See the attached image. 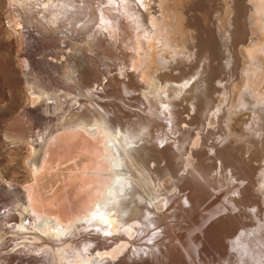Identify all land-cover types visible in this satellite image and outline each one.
I'll return each instance as SVG.
<instances>
[{"label":"rangeland","instance_id":"rangeland-1","mask_svg":"<svg viewBox=\"0 0 264 264\" xmlns=\"http://www.w3.org/2000/svg\"><path fill=\"white\" fill-rule=\"evenodd\" d=\"M90 1L89 6L87 2ZM116 2L80 0L78 3L73 0L75 6L80 5L81 12L91 10L92 5L96 12L109 8V12L121 16L113 23L106 19L97 25V22L93 26L86 24L88 29L84 25L81 30L88 32L85 36V33L79 34L82 32L80 24H76L77 31H67L70 32L67 35L51 29L41 18L43 23L37 11H32V15L21 6L16 7L13 0H0V264H84L96 254L105 264H264L263 4H258L257 0H226L227 3L225 0H183L178 10L173 11L169 0ZM129 8L132 12L128 10L127 13ZM106 14L102 11L99 15L104 17ZM136 15L138 19H134ZM94 18L98 20L97 16ZM127 26L131 27V33ZM61 38L65 40L62 42ZM80 39L88 45L80 43ZM73 43L77 46L75 53L67 48ZM157 60L161 70L167 65V69H172L174 65L172 73L182 81L190 78L199 82L190 95L192 98H182L180 103L185 111L183 117L188 118L185 119L187 126H184L190 127L187 128L192 134L190 139L194 137L195 140L189 139L188 144L185 142L187 145L180 143L181 148L186 146L180 162L194 168L184 169L186 173L183 174L175 170L176 166L167 158L159 160V167L153 166L159 171L152 176L158 177L156 192L163 188L164 193H157L161 196L167 191V198L160 197L166 199L161 209L152 205L151 212L137 216L133 222L135 235L132 233L131 236L128 231L122 238H117L120 232L112 231L111 226L110 230L106 224L95 226L94 222L75 229V223L80 225L76 220L104 197L106 188L114 185L116 177L113 169L110 170L112 166L102 140L103 133L96 140L89 135L90 131L82 128L60 130V125L64 121L77 127L92 124L91 108L109 113L113 122V117L121 114L126 106L120 100L124 96L128 97L129 109L153 123L160 149L171 151L172 133L167 128L172 123L171 117L160 105L156 113L142 94L141 82L147 83L145 76L152 74ZM162 62L167 64L162 66ZM68 63L78 67V72L82 71L85 76L82 87L73 86L72 93L63 75ZM157 67L154 69L159 70L160 66ZM209 69L212 70L210 76ZM118 79L130 87H116L114 81ZM34 81L35 88L41 86L36 91L47 90L56 95L42 99L32 89ZM252 92H255V98L260 95L257 101L262 100L257 103L251 98ZM195 102L198 111L190 104ZM193 116L196 118L191 125ZM48 135L53 137L47 150L49 162L34 171V163L40 158L36 150L41 139ZM196 140L200 145L189 148ZM199 165L203 166L201 172L195 168ZM158 182L162 188H157ZM23 190H32L41 212L45 209L44 213L56 215L71 225L70 240L53 242L51 253L43 248L45 243L40 240L37 243L41 244L35 248L22 249L26 235L18 234L12 228L22 220L20 191ZM145 213L150 219L144 218Z\"/></svg>","mask_w":264,"mask_h":264},{"label":"bare ground","instance_id":"bare-ground-1","mask_svg":"<svg viewBox=\"0 0 264 264\" xmlns=\"http://www.w3.org/2000/svg\"><path fill=\"white\" fill-rule=\"evenodd\" d=\"M16 7L21 6V8H23L24 11L29 12L30 14H32V11H37V13L39 14V18L44 19V21L46 20L47 24L49 25V27L53 30L59 31V32H64L65 34L68 35L67 31H71V30H76V24H80V30L82 28H84V25L86 26V24H90V25H94L96 22V25L99 22H103V21H107L106 19H111L112 23L115 22L116 18H120L121 16H117L114 13L109 12L110 9H100L98 10V12L94 11L93 6L91 5V10L89 9V11H85L84 9H81L83 12H81L78 6H75L73 3V0H45V1H37V2H32L30 0H13ZM80 0H78L79 3ZM89 1V0H88ZM103 1V0H102ZM105 3L108 2V0H104ZM118 1V0H117ZM128 4H131V0H128ZM137 1V0H136ZM147 1V0H146ZM183 0H169L170 6L173 11H177L178 6H180ZM258 4L261 3L263 4L264 7V0H257ZM83 2V1H82ZM85 2V1H84ZM116 2V0H114V3ZM143 2V1H142ZM161 2V1H160ZM168 2V0H167ZM232 2V1H231ZM91 4L90 2H87V5ZM121 3V2H120ZM126 3V2H125ZM168 3V4H169ZM223 3V2H222ZM224 3H227L226 0ZM82 4V3H81ZM86 4V3H85ZM117 4V2H116ZM127 4V5H128ZM147 4V3H145ZM174 4V5H172ZM84 5V4H83ZM123 5V4H122ZM39 6V7H38ZM90 6V5H89ZM115 7V5H113ZM117 6V5H116ZM125 6V5H124ZM131 6V5H130ZM129 6V7H130ZM146 6V5H145ZM160 6V5H159ZM88 7V6H87ZM119 7V5H118ZM123 7V6H122ZM169 7V5H168ZM182 7V6H181ZM184 7V6H183ZM228 7V6H227ZM38 8V9H37ZM125 8H128L127 6ZM218 8V7H217ZM37 9V10H36ZM131 8L127 9V13L128 10H130ZM152 9V8H151ZM107 14L102 17L99 14ZM115 10V9H114ZM118 10V9H116ZM120 10V8H119ZM132 10V9H131ZM130 10V11H131ZM135 10V9H134ZM133 10V11H134ZM161 10V9H160ZM171 10V11H172ZM100 11V13H99ZM150 11V10H149ZM167 11V10H166ZM113 12V11H112ZM119 12V11H118ZM132 12V11H131ZM137 12V11H134ZM147 12V11H145ZM154 12V11H153ZM123 13V12H122ZM130 13V12H129ZM156 13V12H155ZM162 13V12H161ZM165 13V12H164ZM171 13V12H170ZM177 13V12H176ZM125 14V12L123 13ZM138 14V13H137ZM33 15V14H32ZM120 15V14H119ZM140 15V12H139ZM169 15V14H168ZM175 15V12L172 13V16ZM98 18L97 21L96 18L93 19V17ZM137 17V18H136ZM144 17V16H143ZM158 18V17H155ZM164 18V17H163ZM185 17H183L182 19H184ZM41 19V21H42ZM134 19H138V16L136 15L134 17ZM154 20V19H153ZM158 20V19H157ZM121 21V19H120ZM126 21V20H125ZM140 21V20H139ZM146 21V20H144ZM148 21V20H147ZM165 21V20H164ZM43 22V21H42ZM171 22V21H170ZM44 23V22H43ZM85 23V24H84ZM105 23V22H104ZM122 23V21H121ZM120 23V25H121ZM150 23V22H149ZM155 23V22H154ZM175 23V20H174ZM185 23V22H184ZM183 23V24H184ZM125 24V23H124ZM135 24V23H134ZM146 24V23H145ZM153 24V23H152ZM205 24V23H204ZM89 25V26H90ZM114 25V24H113ZM123 25V24H122ZM126 25V24H125ZM133 25V24H132ZM148 25V24H146ZM156 25V24H155ZM154 25V26H155ZM182 25V24H181ZM130 26V24L128 25ZM127 26V30L130 29V33H131V27ZM140 26V24H139ZM76 27V28H75ZM87 27V26H86ZM135 27V26H134ZM173 27V26H172ZM184 27V26H183ZM96 28V27H95ZM116 28H120L118 26H116ZM129 28V29H128ZM139 28V27H138ZM88 29V27H87ZM105 29V28H104ZM113 29V28H112ZM133 29V28H132ZM181 29V28H180ZM52 30V31H53ZM86 30V28L84 29ZM90 30V29H89ZM99 30V28H98ZM108 30V29H107ZM171 30V28H170ZM168 30V31H170ZM178 30V29H177ZM51 31V32H52ZM77 31V30H76ZM82 32H80L79 34L82 35L85 33V36L88 34V32H83V30H81ZM118 31V30H117ZM172 31V30H171ZM176 31V29H175ZM179 31V30H178ZM222 32V31H221ZM220 32V33H221ZM55 33V32H54ZM104 33V32H103ZM102 33V34H103ZM171 33V32H170ZM183 33V32H182ZM227 34H229L228 32H226ZM60 34V33H59ZM75 34V33H74ZM154 34V33H153ZM162 34V33H161ZM169 34V33H168ZM167 34V35H168ZM194 34V33H193ZM70 35V34H69ZM114 35V34H113ZM173 34H171L172 36ZM175 35V34H174ZM176 35H179L176 33ZM216 35V34H215ZM71 36V35H70ZM77 36V34H76ZM97 36V34H96ZM125 36V34H124ZM130 36V35H129ZM133 36V33H132ZM132 36H130L131 38H133ZM136 36V35H135ZM139 36V35H138ZM147 36V35H146ZM157 36V35H156ZM229 36V35H228ZM72 37V36H71ZM82 37V36H81ZM89 37V36H87ZM117 37V34H116ZM115 37V38H116ZM129 37V39L127 38V40H131V38ZM163 37V36H162ZM169 37V35H168ZM226 37V36H225ZM77 38V37H76ZM96 38V37H95ZM94 38V39H95ZM110 38V37H109ZM138 38V37H137ZM147 38V37H146ZM159 38V37H158ZM175 38H178V36ZM62 39V38H61ZM71 39V38H70ZM83 39V38H82ZM120 39V38H119ZM118 39V40H119ZM139 39V38H138ZM151 39V38H150ZM156 39V38H155ZM160 39V38H159ZM174 39V38H173ZM65 40V38L62 39ZM72 40L73 37H72ZM77 40V39H75ZM96 40V39H95ZM116 40V39H115ZM121 40V39H120ZM125 40V39H124ZM154 40V39H152ZM164 40L166 41V38H164ZM178 40V39H175ZM174 40V41H175ZM222 40V39H221ZM78 41V40H77ZM76 41V42H77ZM98 41V40H97ZM107 41V40H106ZM132 41V40H131ZM134 41V40H133ZM158 41V39H157ZM168 41V38H167ZM189 41V40H188ZM192 41V39H191ZM61 42V43H62ZM74 42V41H73ZM80 43L82 44H86L88 45L87 42H85V40H79ZM91 42V41H90ZM117 41H115L116 43ZM135 42V41H134ZM145 42V41H144ZM172 42V41H171ZM195 42V41H194ZM123 43H126V41H123ZM132 43V42H131ZM177 43V42H176ZM225 43H228L225 41ZM74 44V43H73ZM70 44V46L67 45V48H69L71 50V52L75 53L77 52V46L74 44ZM77 44V43H76ZM92 44V43H91ZM98 45V44H97ZM112 45V44H111ZM117 45V44H116ZM121 45V44H120ZM147 45V44H146ZM168 45V44H167ZM173 45V43H172ZM188 45V44H187ZM123 46V45H122ZM127 46V45H126ZM132 46V44H131ZM176 46V45H175ZM186 46V45H185ZM81 47V46H80ZM91 47V46H90ZM173 47V46H172ZM88 48V47H87ZM125 48V47H124ZM136 48V47H135ZM171 48V47H169ZM220 48V47H219ZM83 49V48H82ZM93 49V48H92ZM109 49V48H108ZM123 49V48H122ZM178 49V48H177ZM228 49V48H227ZM219 50V49H218ZM87 51V50H86ZM130 51V50H129ZM134 51V50H133ZM83 52V50H82ZM176 52V51H175ZM146 53V52H145ZM180 53V52H179ZM192 54V53H191ZM181 55V54H180ZM175 56V55H174ZM173 56V57H174ZM190 56V55H189ZM193 56V55H192ZM210 56V55H209ZM123 57V54H122ZM148 57V56H147ZM167 57V56H166ZM166 57L164 60L168 61L166 59ZM191 57V56H190ZM208 57V56H207ZM72 58V57H71ZM140 58V57H139ZM175 58V57H174ZM174 58L172 60H174ZM177 58V55H176ZM180 58V57H178ZM177 58V59H178ZM209 61L211 57H208ZM124 59V58H123ZM133 59V58H132ZM131 59V60H132ZM149 59V58H148ZM161 59V58H159ZM193 59V58H192ZM163 60V61H164ZM204 60V59H203ZM72 61V59H71ZM70 61V62H71ZM134 61V59H133ZM141 61V58H140ZM162 61V59L160 60V62ZM170 61V58H169ZM168 61V62H169ZM208 61V62H209ZM73 62V61H72ZM158 62V63H157ZM176 62V59H175ZM174 62V63H175ZM207 62V61H206ZM207 62V63H208ZM116 63V61L114 62ZM153 63V62H152ZM162 66L165 65L164 63L166 62H162ZM117 64V63H116ZM114 64V65H116ZM154 64V63H153ZM152 64V65H153ZM167 64V63H166ZM190 64V63H189ZM209 64V63H208ZM123 65V64H122ZM160 66L159 70L154 69L155 66L156 68H158L157 66ZM172 65V64H170ZM188 65V64H187ZM205 65V64H204ZM211 65V63L209 64ZM207 65V66H209ZM74 65H71V63H68L67 66H65V70H63V75L65 77V81L67 82V84L69 86H71V90L70 93H72L73 86L78 85V87L80 88V85L82 83H84L85 81V76L83 75L82 71H79L78 67H72ZM169 66V65H167ZM167 66L165 67V69L163 68L161 70V63H159V61L157 60L155 62V64L153 65V72L151 74V77L149 78L148 74L147 76H145V78L147 77V83L144 85L143 82H141V87H142V94L145 96V100H147V105H149L152 109H155L156 113L159 111V106L161 107V109H163L165 112H167V114L171 117V124L168 125V131H170L171 134V140H170V144H172L171 146V151H164L161 150L158 145L157 142V138H156V134L155 131L153 130V123H151L150 121L144 119V117H141L140 114H137L135 110L133 109H129L127 107V105H130V103H127L126 100L128 97H124L121 100V102H124L126 104L125 107L122 108V113L113 117V122L109 119V113H106L105 111H102L101 109L97 108H91L92 110H90L92 112V124L90 123L89 125H86L85 127H77V126H73L71 122H65L62 123L60 125V130H77V129H85V131H87L89 133L90 131V136L96 140L100 139L101 137V133L104 134L103 136V143L106 149V152L109 154L108 159L110 161V166H112V168H110V170L113 169V171L115 172V177L116 179L114 180L113 178V183L114 185L109 186V188H106L108 190H106L104 192V197L99 200L98 202H96L93 206L92 209L88 210L87 214H85L81 219L78 218L76 220V222L80 223V225H78L77 223H75L74 228L76 229V227H82V226H86V225H90L91 222L95 223V226H100L103 224H106L105 226L109 225L108 227L110 228V226L113 228L112 231H116V232H120V236H117V238H122L126 232L129 231V233L132 236V233H134L135 231H133L134 227V221L136 220L137 216L139 214H142L144 212H149L152 209V205L156 207V209H161L162 203H164V201L166 199H161L160 197L162 195L165 196V198H167V191L165 192L166 194H162L161 196H159L161 194L162 191V187L160 186V181L159 186L161 187V191L160 194L156 192L157 189H155L156 187V180L157 178H153V174H157L159 171L153 169V166L156 165L159 167V160L161 159H165L167 158L168 161L170 160L169 163H171L172 165L176 166V169L178 172L182 171L183 174L186 173V168H194V166L188 164L187 162L189 161L187 159L185 164L183 161L180 162V159L184 156V149L186 146H184V148H181V142H185L187 141V144L189 143V139L192 137V134L189 133V131L187 130V128L190 127H186L187 125L185 124V121L188 119L184 118L183 115L185 114L183 111V109L180 107V103L182 102V98H186L187 96H190L194 93L193 89H195L197 87V85L199 84V82L196 80H191L190 78L186 79V80H181L180 77H177L176 74L172 73V70L174 69V65H172V69H167ZM213 65H211L212 67ZM127 67V66H126ZM199 67V66H198ZM205 67V66H204ZM222 67V66H221ZM116 68V67H115ZM189 68V67H188ZM208 68V67H205ZM130 69V68H129ZM212 69V68H211ZM209 69L210 71H208V75L212 72V70ZM135 70V69H134ZM171 70V71H170ZM195 70V69H193ZM143 71V70H142ZM190 71V70H189ZM80 73L78 75H76V73ZM210 72V73H209ZM177 73V72H176ZM185 73V72H184ZM187 73V72H186ZM190 73V72H189ZM205 73V72H204ZM139 74V73H138ZM193 74V73H192ZM109 75V74H107ZM120 75V74H119ZM198 75V74H197ZM207 75V73H206ZM140 76V75H138ZM210 76V75H209ZM142 77V76H141ZM184 77V76H183ZM216 77V76H215ZM89 78V77H88ZM121 78V77H120ZM140 78V77H139ZM202 79V78H201ZM87 80V79H86ZM208 80V79H207ZM89 81V80H88ZM194 81V82H193ZM197 81V82H195ZM91 82V81H90ZM115 82V86L116 87H122V89H127L130 87V84L122 81L121 79H118ZM208 82V81H207ZM145 83V82H144ZM196 83V85H195ZM210 83V82H209ZM246 83V82H244ZM35 81L32 84V89L35 92L36 89L40 90L41 86L37 85V88H35ZM38 84V83H37ZM89 84V82H88ZM204 84V83H203ZM206 84V83H205ZM247 84V83H246ZM66 85V84H65ZM85 85V84H84ZM252 85V84H251ZM258 85V84H257ZM256 85V86H257ZM38 86H40L38 88ZM206 86V85H204ZM247 86V85H245ZM82 87V85H81ZM91 87V86H89ZM209 87V86H208ZM262 87V86H261ZM68 88V87H67ZM77 88V86H76ZM86 88V87H85ZM203 88V87H202ZM246 88V87H245ZM263 89V88H262ZM87 90V89H86ZM202 90V89H201ZM205 90V89H204ZM203 90V91H204ZM206 90L207 87H206ZM80 92V91H79ZM85 92V91H84ZM193 92V93H192ZM264 92V91H263ZM40 94V97L42 99H48V98H53V95H56V93L50 91L48 92L47 90H42L41 92H38ZM87 93V92H86ZM209 93V92H208ZM255 92H252V97L251 98H255L253 97V94ZM257 93V92H256ZM74 94V93H73ZM96 94V93H95ZM98 94V93H97ZM211 94V93H210ZM198 94H196V99ZM206 95V94H205ZM250 95V96H251ZM52 96V97H51ZM86 96V95H85ZM143 96V97H144ZM255 96V95H254ZM263 96V95H262ZM88 97V95H87ZM106 97V96H105ZM191 97V96H190ZM260 95H258L256 98H259ZM125 98V99H124ZM192 98V97H191ZM246 98V97H245ZM255 98V99H256ZM108 99V98H107ZM106 99V100H107ZM111 99V98H110ZM189 99V98H188ZM187 99V100H188ZM194 99V100H196ZM210 99V98H209ZM248 99V98H246ZM193 100V101H194ZM213 100V99H212ZM211 100V101H212ZM262 99L258 100L256 99L257 103L259 101H261ZM82 101V100H81ZM103 101V100H102ZM249 101V100H248ZM247 101V102H248ZM213 102V101H212ZM246 102V100H245ZM251 102V101H250ZM255 102V101H254ZM86 103V102H85ZM243 103V102H241ZM252 103V102H251ZM256 103V104H257ZM261 103V102H260ZM192 105L193 110L195 111V107L198 106L197 102L190 103ZM189 104V105H190ZM213 104V103H212ZM190 105V106H191ZM241 105V104H240ZM248 105V104H247ZM246 105V106H247ZM133 106V105H131ZM185 106V105H184ZM213 106V105H212ZM243 106V104H242ZM241 106V107H242ZM101 107V106H100ZM186 107V106H185ZM220 107V106H219ZM257 107V106H255ZM191 108V110H192ZM199 108V107H198ZM197 108V109H198ZM205 108V107H204ZM262 108V107H261ZM196 109V110H197ZM217 109V108H216ZM263 109V108H262ZM138 110V109H137ZM254 110V109H253ZM256 110V109H255ZM198 111V110H197ZM201 111V110H200ZM84 112V111H83ZM150 112V111H149ZM154 112V111H153ZM203 112V111H202ZM192 113V111H191ZM213 113V112H212ZM215 113H217L215 111ZM80 114V113H79ZM82 114V113H81ZM193 114V113H192ZM191 114V115H192ZM149 115V114H148ZM197 115V114H196ZM85 117V116H84ZM87 117V116H86ZM90 117V116H89ZM196 118L195 116L191 117V125L192 120ZM230 118V117H229ZM77 119V118H76ZM186 119V120H185ZM232 119V117H231ZM255 119V118H254ZM77 121V120H76ZM240 121V120H239ZM261 121V119H260ZM87 122V121H86ZM91 122V120H90ZM190 122V121H189ZM254 122V121H253ZM79 123V122H78ZM113 123H116L113 124ZM260 123V122H259ZM77 124V123H76ZM184 124L186 126H184ZM241 124V122H240ZM256 125V123H254ZM253 124V125H254ZM194 125V124H193ZM80 126V125H79ZM205 126V125H204ZM237 126V125H236ZM196 127V125L194 126ZM209 128V127H208ZM211 128V127H210ZM259 128V127H258ZM200 129V128H199ZM201 131V130H200ZM199 131V132H200ZM207 131V130H206ZM202 132V131H201ZM242 132V131H241ZM54 133V132H53ZM169 133V132H168ZM198 132H195V135H197ZM203 136L205 137V135H207V132L202 133ZM53 135V134H52ZM261 136V135H260ZM201 137V135H200ZM194 138V137H193ZM192 138V139H193ZM197 138V137H195ZM52 139L53 137L48 135L46 138H42L41 139V144L38 147V150H36V155L40 161L37 162L38 159H36V162L34 163V171H37L42 165H44L45 163L47 164V162H49V158H48V148L49 146L52 144ZM164 138H162L163 140ZM190 139V141L192 140ZM198 139V138H197ZM194 140V139H193ZM199 140V139H198ZM196 140V143L192 141V143L190 144L192 148L194 145L195 147L200 145V141ZM205 140V139H204ZM195 141V140H194ZM202 141V140H201ZM164 142V141H163ZM254 142V141H253ZM160 143V142H159ZM208 143V142H207ZM165 144V143H163ZM185 144V145H187ZM246 144V143H245ZM263 144V143H262ZM189 145V146H190ZM239 145V144H238ZM241 145V144H240ZM183 146V145H182ZM245 146V145H244ZM208 148V147H207ZM196 150V148H194ZM204 149V148H203ZM193 150V151H195ZM239 150V149H238ZM190 152V150H189ZM193 153V152H192ZM187 155V154H186ZM190 155V154H189ZM188 155V157H189ZM200 155V154H198ZM197 155V156H198ZM201 155H203L201 153ZM186 157V158H188ZM202 157V156H201ZM240 157V156H239ZM48 160V161H47ZM179 160V161H178ZM201 160V159H200ZM163 161V160H162ZM185 161V159H184ZM199 161V160H197ZM203 161V160H201ZM194 162V161H192ZM45 164V165H46ZM167 163H165L166 165ZM185 164V165H184ZM201 164V163H200ZM164 166V164L162 165ZM168 166V165H167ZM203 167V166H202ZM197 166L195 168L199 169V171L201 172L202 168ZM207 167V166H206ZM44 168V166L42 167ZM168 169V167H166ZM208 169V168H206ZM162 170V169H161ZM169 170V169H168ZM188 170V169H187ZM170 171V170H169ZM190 171V170H189ZM208 172V171H207ZM174 173V172H173ZM193 173V172H192ZM242 173V172H241ZM111 173H109L110 175ZM190 174V173H189ZM203 174H205L203 172ZM113 175V174H112ZM172 175V173H171ZM173 175H176L175 173ZM182 175V174H181ZM196 175V173H195ZM184 176V175H183ZM169 178V177H168ZM193 181V180H192ZM197 181V180H196ZM195 181V183H196ZM202 181V180H201ZM175 182V181H174ZM112 183V184H113ZM193 183V184H195ZM263 183V182H262ZM161 185H163L161 183ZM197 185V184H196ZM166 187V185H164ZM163 186V187H164ZM195 186V185H194ZM164 187V188H165ZM165 191V190H164ZM22 192V200L20 202L21 207L23 208V211L21 213L22 216V220L16 224L13 225V230L16 231V233L20 234V233H24L26 235V237L24 238L25 243L22 245V249L25 248H29L31 247L33 249V247L35 248V246L38 245V243H45L42 244L44 245L43 248L45 250H49L51 253V248L53 247V242L58 241V240H63V242H68V238L70 240V238L72 237L73 231L71 230V225L66 224L65 222H63V220H61V218H59L58 216L56 217L49 214V213H44V210L41 212L42 209L41 206L38 207L37 202L34 200V193L32 195V190H23L20 191V193ZM163 192V191H162ZM164 193V192H163ZM218 193V192H217ZM159 194V195H158ZM205 196V195H204ZM208 196V195H207ZM211 197V196H210ZM164 198V197H163ZM212 198V197H211ZM160 200L161 203H157V201ZM184 202V201H183ZM236 202V201H235ZM232 203V202H231ZM166 204V202H165ZM224 205V204H223ZM167 206V205H166ZM163 207V206H162ZM154 209V207H153ZM166 209V208H165ZM220 209V207H219ZM164 210V209H163ZM47 211V210H46ZM45 211V212H46ZM151 212V211H150ZM161 212V211H160ZM153 213V212H152ZM155 213V211H154ZM159 213V212H158ZM148 214V213H147ZM147 214L145 213L146 217L144 218H149L147 217ZM243 214V213H242ZM151 216V215H150ZM142 217V218H143ZM243 217V215L241 216ZM246 217V215H245ZM143 218V219H144ZM17 222V221H16ZM138 222V221H137ZM136 222V223H137ZM246 222V221H245ZM11 223V222H10ZM9 223V224H10ZM107 229V228H105ZM12 230V231H13ZM108 230V229H107ZM111 230V228H110ZM13 231V232H14ZM114 232V233H116ZM128 234V235H130ZM135 235V233H134ZM18 236V235H17ZM28 236V237H27ZM127 237V236H126ZM23 238V237H22ZM131 238V237H130ZM133 239V238H132ZM37 243V241H39ZM26 242L28 244H26ZM15 243V242H14ZM23 243V242H22ZM40 243V244H41ZM56 244V243H55ZM54 244V245H55ZM60 244V243H59ZM124 244V243H123ZM20 245V244H19ZM57 245V244H56ZM63 245V244H62ZM127 245V244H126ZM15 246V245H14ZM52 246V247H50ZM235 246V245H234ZM65 247V246H64ZM116 248V247H115ZM22 249H20L22 251ZM61 249V248H60ZM26 251V250H25ZM22 251V252H25ZM63 250H61L62 252ZM45 251H43L44 253ZM65 252V251H63ZM27 253V252H26ZM12 254V253H11ZM14 254V253H13ZM20 255V254H19ZM28 255V254H27ZM65 253H63L62 256H64ZM14 256V255H13ZM23 256V255H22ZM47 257V256H46ZM106 257V256H105ZM9 258V257H7ZM255 259V258H254ZM84 264H105V262L102 260V258L100 256H96L94 258H92V260H87Z\"/></svg>","mask_w":264,"mask_h":264}]
</instances>
